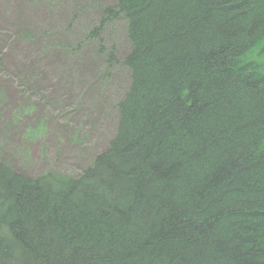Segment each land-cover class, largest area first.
<instances>
[{"label": "trees", "instance_id": "1", "mask_svg": "<svg viewBox=\"0 0 264 264\" xmlns=\"http://www.w3.org/2000/svg\"><path fill=\"white\" fill-rule=\"evenodd\" d=\"M119 18L116 136L78 177L0 162V264H264V0H118L96 31Z\"/></svg>", "mask_w": 264, "mask_h": 264}, {"label": "rangeland", "instance_id": "2", "mask_svg": "<svg viewBox=\"0 0 264 264\" xmlns=\"http://www.w3.org/2000/svg\"><path fill=\"white\" fill-rule=\"evenodd\" d=\"M117 1L0 0V162L78 177L109 147L132 48L123 18L96 28Z\"/></svg>", "mask_w": 264, "mask_h": 264}, {"label": "bare ground", "instance_id": "3", "mask_svg": "<svg viewBox=\"0 0 264 264\" xmlns=\"http://www.w3.org/2000/svg\"><path fill=\"white\" fill-rule=\"evenodd\" d=\"M117 133V132H116ZM115 137V136H114Z\"/></svg>", "mask_w": 264, "mask_h": 264}]
</instances>
